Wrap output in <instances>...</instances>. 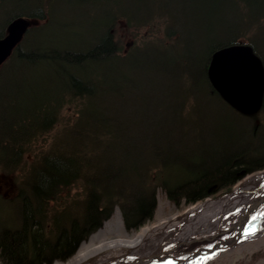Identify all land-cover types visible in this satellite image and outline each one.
Here are the masks:
<instances>
[{
    "label": "trees",
    "instance_id": "trees-1",
    "mask_svg": "<svg viewBox=\"0 0 264 264\" xmlns=\"http://www.w3.org/2000/svg\"><path fill=\"white\" fill-rule=\"evenodd\" d=\"M69 1L0 0V15L8 14L0 28V39L5 37L8 25L18 18L43 23L28 31L0 71V79L10 68L40 74L37 87L49 93L46 100L33 107L35 110L26 112L21 139L14 136L15 127L18 128L19 124L13 122L7 129L4 126L1 135L6 143L15 142L18 156L14 171H4L5 175L11 176L20 168L30 143L56 128L66 105L75 104L79 108L64 143L56 144L50 153L36 158L29 174L21 183H16L17 195L13 199H5L9 203L23 202L25 213L11 225L0 228V264L65 262L112 218L118 208L122 211L126 229L129 232L140 230L152 220L157 207L158 187L169 193L177 192L173 198L176 202L187 195L189 198L185 205H193L208 196L230 193L242 179L264 170L262 156L206 157L205 163L209 165L200 178V184L182 193L175 186L161 182L160 171L145 170L150 166L176 165L173 161L177 157L172 152L197 149L193 143L207 142L191 136L247 132L241 129L242 116L229 107L212 87L208 69L216 51L238 45L243 39L249 41L264 66V56L257 47V36L253 34L264 27V0L202 1L203 13L210 8L224 9L234 37L216 44L209 57H177L175 62L164 57H147L143 81L148 82L149 89H142L134 97H130V93H135L137 82L127 89L126 85L133 79L124 72L115 75L116 70L124 69L123 65L132 63L133 54H122L121 41L115 34L117 24L125 21L134 28L141 24L146 26L159 18L169 26L174 21L167 6L170 0L165 4L164 0L152 3L156 5L155 11L157 8L161 13L151 12L153 5L150 7L146 0H140L141 6L135 16L109 12L111 18L99 28V36L81 49L49 48L38 54L32 50L31 37L50 27L55 21V9L62 2ZM198 3V0H178L182 9L192 8ZM181 12L176 9L175 17ZM166 35L176 38V34H168L167 27ZM102 70L106 74L100 75ZM51 71L55 72L53 76ZM120 76L126 91L118 90ZM139 76L137 80L142 81ZM115 101L134 103L124 112L135 120L133 127L117 121L115 113L120 112V106L116 107ZM97 102L102 104L101 107L94 105ZM94 109L98 110L96 115L92 112ZM181 136L187 138L181 139ZM250 159L261 162L254 167ZM152 175L157 177L152 178ZM195 180L199 181V178ZM78 183H82L84 189L79 213L69 206L60 211H50V204L57 202L64 191ZM218 185L219 188L213 189ZM67 213L73 215L59 225L57 217Z\"/></svg>",
    "mask_w": 264,
    "mask_h": 264
},
{
    "label": "rangeland",
    "instance_id": "rangeland-1",
    "mask_svg": "<svg viewBox=\"0 0 264 264\" xmlns=\"http://www.w3.org/2000/svg\"><path fill=\"white\" fill-rule=\"evenodd\" d=\"M154 1L155 0H146V3L150 4V7L153 5L154 10L150 9V11L161 13V10L157 8V11H155L156 5L152 4ZM202 1L204 0H198V5L189 9H182L181 6L178 5V0L168 1V9L174 18V21L171 22L169 26H166V23L159 18H155L153 22H150L146 26H142L141 24V26H136L134 28L129 27L125 21H120L117 24L115 34L121 41L122 54H133L131 60L132 65L129 63L123 65L124 69L116 70L115 75L124 72V74L133 79L130 84L126 85L127 89H129L133 83L137 82L135 93H130V97H134L136 94L138 95L141 93L142 89L144 91L149 89L148 82L143 81L147 57H164L172 62H175L177 57H209L210 52L214 49L216 44L234 37V33L230 32V24L226 21V12L224 9L220 8L219 10H214L210 8L203 13ZM163 2L165 4L167 0ZM140 6V0H70L68 3L62 2L59 7L55 9V21L53 24L41 33H35L31 37L33 43L32 50H36L38 54L41 55L46 51L45 49L49 48L81 49L84 44L94 41V39L99 36V28L107 24L111 18L109 12L112 14L116 12L128 13L135 16L139 12L138 9ZM176 9L182 10L181 15L179 14L177 18L174 15ZM183 11L185 13H183ZM7 16L8 14L6 13L0 15V28L3 26L2 23L4 18ZM42 24V22H38L37 25L41 26ZM166 27L168 34H176V41L174 38L171 39L167 37ZM251 33H248L249 37H251ZM253 34L257 36V47L264 56V27L254 31ZM132 41L135 43L130 45ZM241 41L242 43H249L247 39ZM143 49H146V51H140ZM2 69L3 66L0 67V71ZM54 73L55 72L51 71V76H53ZM103 73H105V71H100V75ZM138 75H140L139 77L142 78V81L137 80ZM45 77L50 79L47 75H45ZM40 78V74L21 72L18 69L10 68L4 72L0 79V228L1 226L11 225L13 220L15 221L16 218L21 217L25 213L23 202L18 201L16 203H9L5 200L13 199L17 195L18 186L16 183H21L25 179L27 173L29 174L31 164L36 158L42 154L50 153L56 144L64 143L66 139L65 135H67V132L77 119L78 106L75 104L66 105L60 113L59 124L56 128L48 135L30 143L28 153L24 156L25 159L24 162L22 161L23 163L21 162L20 168L11 176L5 175L4 171H14L18 156L15 150V142L10 141L6 143L5 138L2 137L3 128L6 126L7 129L9 124L13 122L17 123L19 125L18 128L15 127L16 132L14 136H18L20 139L24 136L22 131L24 130L23 121L26 112L35 110L39 101L46 100L49 95L47 90L42 91L37 87L40 85ZM122 79V76L118 77V90L121 89L122 91H126L122 84ZM115 102L118 104L116 107L120 106V112L115 113L117 121H121V123L127 127H133L136 123L135 120L124 112H127L130 108V104L134 103L130 101ZM94 105L101 107L102 104L97 102ZM97 111V109H94L92 112L96 115ZM126 145L127 144H125V146ZM235 187H233L230 193L233 192ZM227 194L218 195L210 200L223 197ZM83 200L84 189L82 183H78L64 191L57 202L51 203L50 211L55 209L60 211L69 206L73 208V210H77L76 213H79L78 209ZM166 202L167 200L164 196H161L152 220L147 222L144 226L154 221L160 203L167 204ZM194 205L196 204L180 206L169 204L166 211L168 213H175ZM116 211L120 213L124 221L122 211L119 208ZM118 212L114 213L112 218L106 221L104 225L115 219ZM50 214L52 213L50 212ZM72 215V213H67L57 217L58 224L62 225L64 221L69 220ZM77 252L75 254H77ZM93 260L94 259L90 262ZM56 263L58 262H55V264ZM207 264H264V232L255 238L227 248L225 251L215 255Z\"/></svg>",
    "mask_w": 264,
    "mask_h": 264
},
{
    "label": "bare ground",
    "instance_id": "bare-ground-1",
    "mask_svg": "<svg viewBox=\"0 0 264 264\" xmlns=\"http://www.w3.org/2000/svg\"><path fill=\"white\" fill-rule=\"evenodd\" d=\"M167 206L160 203L154 221L137 232H129L116 211V218L84 242L77 254L56 264H201L217 250L238 245L246 227H264L260 215L264 213V170L245 177L224 197L175 213H168ZM253 215L257 220L250 223Z\"/></svg>",
    "mask_w": 264,
    "mask_h": 264
},
{
    "label": "water",
    "instance_id": "water-1",
    "mask_svg": "<svg viewBox=\"0 0 264 264\" xmlns=\"http://www.w3.org/2000/svg\"><path fill=\"white\" fill-rule=\"evenodd\" d=\"M37 24L36 20L18 18L8 25L6 36L0 39V67L10 59L28 31ZM208 78L223 101L244 116H254L261 109L264 66L250 45L240 43L215 52L208 69ZM223 251L217 250L215 253L217 255Z\"/></svg>",
    "mask_w": 264,
    "mask_h": 264
},
{
    "label": "flooded vegetation",
    "instance_id": "flooded-vegetation-1",
    "mask_svg": "<svg viewBox=\"0 0 264 264\" xmlns=\"http://www.w3.org/2000/svg\"><path fill=\"white\" fill-rule=\"evenodd\" d=\"M132 43L134 44L135 42L132 41L130 45H132ZM240 120L243 123V125H241V129H244V131L247 132L191 136L190 138L192 139H202L204 141L207 140V142L198 144L193 143L192 145H195L197 149H179L172 152L173 155H176L177 157V159L173 161L176 165H166L161 167L150 166L145 167V169L151 170L154 173L160 171V181L167 182L170 185L175 186L182 193L185 189H189L200 184V178H202L204 170H206L209 165H206L205 163L206 157L210 158V156H217L219 159L226 158L230 155L237 157L247 156V158H258L260 156L264 157V98L261 104V109L254 116H242ZM185 138H187V136H181V139ZM165 154H170V152H165ZM250 162L255 167L260 164L261 161L255 160L252 162L250 159ZM151 177L156 178L157 176L152 175ZM196 177L199 178V181L195 180ZM219 187L220 185L213 186V189ZM177 195V192L169 193L168 191L166 192L163 187H158L156 191L157 205L161 196H164L169 204L177 206L187 204L185 201L189 198L187 195L180 202H176L173 198ZM216 196H208L207 198L192 204L206 202Z\"/></svg>",
    "mask_w": 264,
    "mask_h": 264
},
{
    "label": "snow or ice",
    "instance_id": "snow-or-ice-1",
    "mask_svg": "<svg viewBox=\"0 0 264 264\" xmlns=\"http://www.w3.org/2000/svg\"><path fill=\"white\" fill-rule=\"evenodd\" d=\"M260 215L264 216V213H262ZM256 220H257V215H253L251 217L250 223H254ZM258 231H264V227H262V226L246 227L242 231V239L238 242H243L244 240H247V239L251 238L252 236H255L256 232H258ZM211 247H214V246H210V248ZM223 250L224 249L222 248L219 251H223ZM215 255H216V253H213L211 256H207L206 259L201 262V264H207V261L213 259ZM130 259H133V258L130 257ZM167 264H172V261H168Z\"/></svg>",
    "mask_w": 264,
    "mask_h": 264
}]
</instances>
